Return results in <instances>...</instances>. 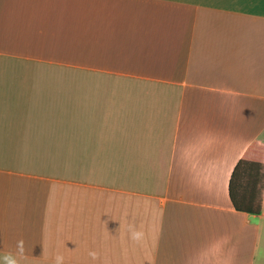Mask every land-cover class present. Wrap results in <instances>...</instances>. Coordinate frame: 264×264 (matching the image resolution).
I'll return each instance as SVG.
<instances>
[{"label": "crops", "instance_id": "0c3cea01", "mask_svg": "<svg viewBox=\"0 0 264 264\" xmlns=\"http://www.w3.org/2000/svg\"><path fill=\"white\" fill-rule=\"evenodd\" d=\"M253 144L264 0H0V264H264Z\"/></svg>", "mask_w": 264, "mask_h": 264}, {"label": "trees", "instance_id": "16d2710c", "mask_svg": "<svg viewBox=\"0 0 264 264\" xmlns=\"http://www.w3.org/2000/svg\"><path fill=\"white\" fill-rule=\"evenodd\" d=\"M264 148L257 144L237 164L229 187L234 208L241 213L260 214L264 192Z\"/></svg>", "mask_w": 264, "mask_h": 264}, {"label": "clouds", "instance_id": "9594fccd", "mask_svg": "<svg viewBox=\"0 0 264 264\" xmlns=\"http://www.w3.org/2000/svg\"><path fill=\"white\" fill-rule=\"evenodd\" d=\"M10 264H14V262H10ZM57 264H62V258H58Z\"/></svg>", "mask_w": 264, "mask_h": 264}]
</instances>
